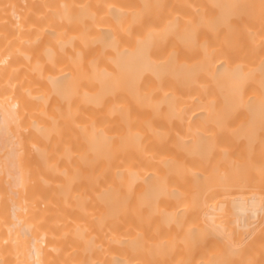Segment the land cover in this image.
I'll list each match as a JSON object with an SVG mask.
<instances>
[{
    "label": "bare ground",
    "instance_id": "1",
    "mask_svg": "<svg viewBox=\"0 0 264 264\" xmlns=\"http://www.w3.org/2000/svg\"><path fill=\"white\" fill-rule=\"evenodd\" d=\"M0 264H264V0H0Z\"/></svg>",
    "mask_w": 264,
    "mask_h": 264
}]
</instances>
